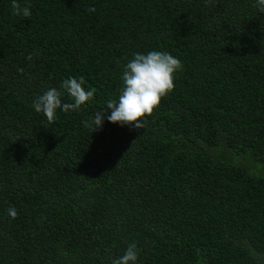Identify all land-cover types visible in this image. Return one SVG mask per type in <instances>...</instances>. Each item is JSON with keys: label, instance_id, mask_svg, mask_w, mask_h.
I'll return each mask as SVG.
<instances>
[{"label": "trees", "instance_id": "16d2710c", "mask_svg": "<svg viewBox=\"0 0 264 264\" xmlns=\"http://www.w3.org/2000/svg\"><path fill=\"white\" fill-rule=\"evenodd\" d=\"M26 2L0 0V264H111L132 242L137 264H264L256 0ZM151 50L183 67L145 128H85ZM69 77L94 97L50 123L32 103Z\"/></svg>", "mask_w": 264, "mask_h": 264}, {"label": "clouds", "instance_id": "9594fccd", "mask_svg": "<svg viewBox=\"0 0 264 264\" xmlns=\"http://www.w3.org/2000/svg\"><path fill=\"white\" fill-rule=\"evenodd\" d=\"M255 6L264 12V0H256ZM11 7L15 16L30 18L32 15L31 5L26 0L23 4L20 0H11ZM88 11L93 12L95 9L89 8ZM27 59L31 60L32 55L29 54ZM182 67L181 60L166 51L151 50L134 54L124 67L118 99L107 101L106 108L95 112L89 120L83 121L84 127L92 132L98 131L106 118L113 124L127 125L137 130L144 129L145 117L151 116L162 99L174 91L175 76ZM94 93V89L87 90L84 87L83 77H69L61 83L60 90L53 87L37 96L32 107L51 123L56 118L57 109L65 113L79 111L85 103L93 99ZM64 95H67L71 102H62ZM7 211L12 218L18 215L14 207ZM137 260V244L132 242L127 245L125 253L113 259L111 264H137Z\"/></svg>", "mask_w": 264, "mask_h": 264}]
</instances>
